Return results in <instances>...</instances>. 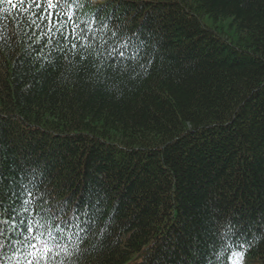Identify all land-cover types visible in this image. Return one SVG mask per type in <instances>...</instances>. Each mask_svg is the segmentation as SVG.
I'll return each mask as SVG.
<instances>
[{"label": "trees", "instance_id": "obj_1", "mask_svg": "<svg viewBox=\"0 0 264 264\" xmlns=\"http://www.w3.org/2000/svg\"><path fill=\"white\" fill-rule=\"evenodd\" d=\"M80 3L78 23L108 21L83 60L46 63L23 15L0 19V206L95 221L67 234L65 264H220L228 224L264 264V0ZM113 31L146 67L108 58ZM6 237L0 264H23Z\"/></svg>", "mask_w": 264, "mask_h": 264}, {"label": "snow or ice", "instance_id": "obj_2", "mask_svg": "<svg viewBox=\"0 0 264 264\" xmlns=\"http://www.w3.org/2000/svg\"><path fill=\"white\" fill-rule=\"evenodd\" d=\"M83 6L80 0H0V19L16 13L23 15L24 36L32 42L29 46L33 47L37 56L46 63H51V60L48 56H43L45 49L64 53L65 58L67 53L79 52L83 60L91 54L90 49L95 50L93 42L97 41V32L108 28V21L102 22L99 28H94L102 9L97 10L89 24L78 23L76 9ZM110 39H115L117 43L109 45V40L103 41L108 46L105 51H108L109 59L115 61L119 57L122 61L127 60L133 71L135 66H147L146 63H141L144 60L142 45L133 44L130 37L119 36L117 31L111 33ZM40 67L43 68L44 64ZM23 191L26 196L33 195L26 185L23 186ZM33 203L32 199L22 198L18 207L5 209L0 206V237L7 238L6 233L11 234L9 246L14 249V256L22 258L23 264H65V258L71 257L67 248V234L73 228L86 234L90 228L81 227V224H94L95 221H81L79 208L67 220L62 219L66 214L65 210L53 211L50 208L34 210L26 220L24 214L29 213ZM83 215L87 213L84 212ZM22 227L24 231H19ZM103 231L106 229H102L101 234ZM233 234L234 226L231 224L221 225L217 230L213 244L220 264H244L248 241L233 240ZM4 248L5 244L0 242V251Z\"/></svg>", "mask_w": 264, "mask_h": 264}, {"label": "rangeland", "instance_id": "obj_3", "mask_svg": "<svg viewBox=\"0 0 264 264\" xmlns=\"http://www.w3.org/2000/svg\"><path fill=\"white\" fill-rule=\"evenodd\" d=\"M244 264H246V263L244 262Z\"/></svg>", "mask_w": 264, "mask_h": 264}]
</instances>
